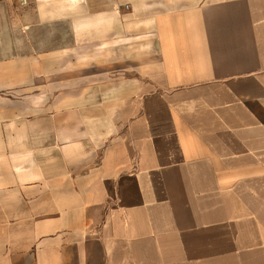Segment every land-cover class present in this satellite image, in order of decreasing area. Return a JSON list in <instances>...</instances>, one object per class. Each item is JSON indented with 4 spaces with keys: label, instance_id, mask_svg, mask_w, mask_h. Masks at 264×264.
<instances>
[{
    "label": "crops",
    "instance_id": "crops-1",
    "mask_svg": "<svg viewBox=\"0 0 264 264\" xmlns=\"http://www.w3.org/2000/svg\"><path fill=\"white\" fill-rule=\"evenodd\" d=\"M15 1L0 91L105 78L0 98V264H264V0Z\"/></svg>",
    "mask_w": 264,
    "mask_h": 264
},
{
    "label": "rangeland",
    "instance_id": "rangeland-1",
    "mask_svg": "<svg viewBox=\"0 0 264 264\" xmlns=\"http://www.w3.org/2000/svg\"><path fill=\"white\" fill-rule=\"evenodd\" d=\"M15 4L17 6H20V5H22V1L17 0V1H15ZM27 9H29V7L26 6L23 10L26 11ZM27 12H28V10L26 11V13ZM87 27H85V28H87ZM51 29L53 30L52 31L53 33H62L63 31L67 32L69 30V26L64 27L62 24H60V25H55V26L51 27ZM73 44H74L73 42H66L65 43V46L67 47V51H68L66 61H67V64H69V65H72L73 60H74L72 58L73 52L71 51V49H73L72 48ZM149 44L152 45V42H147L145 44L146 50L141 51V53L144 54V56L142 58H139V59L136 58L134 60H131V62L129 63V64H135V65H139V66H144L146 68L147 74L141 75V74H138L137 71L130 73L128 75L130 83H132L133 80H139V82H142V83L150 81V77L152 75L148 74V71H149L148 69L154 68L155 58H154V52L152 50L153 46H151ZM88 45H89L88 42H83V46H88ZM69 47H71V49ZM69 49H70V52H69ZM79 59L82 60L83 58H79ZM92 72L93 71H90L89 69H87V70H85V72H82V73H74L73 69L67 68L66 73L64 75L63 74H60V75L59 74H51L50 75V77L47 79L50 83V87L48 90L34 89V90H26V91H0V98L10 99V100L12 99L11 102L7 103V105H11L12 107H14V105L15 106L21 105L22 101L24 99H28L31 96H42L44 93V96H42V97L45 98L46 104H47V106H49V110L51 111L54 108H56V106L59 105L58 102L61 101V99L65 98V100L68 101L69 99H72V97L74 96L75 93L84 92V90H81V89L74 90L73 86H72L73 83L68 86L69 81L82 79V81L89 82V81H91V78L99 80V78H102L101 75L105 78V74H95ZM123 80H126V77L124 79H122L121 73H114L113 74V82L114 83H118V82H121ZM64 84L66 85V88H63ZM149 91H150V89L147 90V92H149ZM17 100H18V103H17ZM47 100H49V101H47ZM24 101H26V100H24ZM27 103H29V102H27ZM101 112H104V110Z\"/></svg>",
    "mask_w": 264,
    "mask_h": 264
}]
</instances>
